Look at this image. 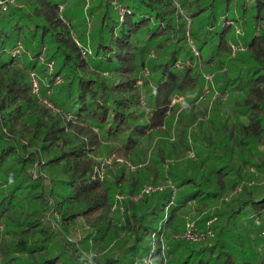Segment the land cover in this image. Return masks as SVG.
<instances>
[{
	"label": "trees",
	"instance_id": "16d2710c",
	"mask_svg": "<svg viewBox=\"0 0 264 264\" xmlns=\"http://www.w3.org/2000/svg\"><path fill=\"white\" fill-rule=\"evenodd\" d=\"M85 6L0 12V264H264V0H92L91 28ZM205 73L214 107L198 98ZM169 180L166 215L169 189L113 209ZM187 215L201 240L183 238Z\"/></svg>",
	"mask_w": 264,
	"mask_h": 264
},
{
	"label": "rangeland",
	"instance_id": "374dc122",
	"mask_svg": "<svg viewBox=\"0 0 264 264\" xmlns=\"http://www.w3.org/2000/svg\"><path fill=\"white\" fill-rule=\"evenodd\" d=\"M59 2L62 1V0H58ZM17 2V0L15 1V3ZM92 2V0H91ZM14 3V4H15ZM89 7H90V4H89ZM88 7V8H89ZM86 6L84 7L83 11L82 12H79L77 9H75L77 12H76V22L80 23L82 22V19H84L83 21H85L88 25L89 28H91L95 23H96V16L94 14H90L88 12V9ZM78 16V17H77ZM192 24H191V20H190V27L188 25V31H187V35H188V39H189V42L190 44L193 46L195 52H197L196 50V46H194L193 44V40H192ZM77 38V40H81L79 39L78 36H75ZM83 43V42H81ZM83 44H81L82 46ZM234 44L231 43V46H232V50H233V54H237L239 52L240 49H243V45L240 43V44H235V47H233ZM83 54L85 55L86 52L88 53H91L92 52V47L90 45V42H87V45H83ZM9 55L6 54L3 56V59H6L8 60L9 59ZM204 83H203V93L201 92L198 96V98L202 99V100H205V99H208L206 101L210 102V104L214 107L215 105V100H217L218 98H220L222 96V94L220 93V90H219V84L215 82L214 78H213V75H211L210 73H205V77H204ZM204 92H205V95H204ZM196 94H198L197 91H193L191 93H188L186 95H180V96H176L174 98V102L177 103V104H180L181 106H186L188 102L190 101H193L194 100V97L196 96ZM227 99V96H225L224 100L226 101ZM143 102H145L143 100ZM197 102V100L195 101ZM146 104V103H144ZM175 137V136H174ZM191 156H194V152L191 153ZM108 162L110 161H107L105 162L104 164L107 165ZM134 166V165H133ZM127 167H128V170L130 171H133L136 169V167L134 166V169H131L129 167V164H127ZM254 169V168H253ZM255 171V174L260 177L261 176V173H259L258 171H256L255 169L253 170ZM103 173V172H102ZM101 173V174H102ZM264 177V175L262 176V178ZM258 181H262L260 178ZM251 184H255V182L252 181ZM148 185H152V184H148ZM147 186V185H145ZM144 186V187H145ZM153 186H157V187H162V189H156L155 191L153 192H162L163 190H166V189H169L170 190V199L169 201L167 202V204L165 205V208H164V213L166 215V210L169 208H171L173 205H174V202L176 201V196H177V192H178V187L177 185L172 182V180H169L167 183L165 184H157V185H153ZM143 187V188H144ZM142 188V189H143ZM142 191V190H141ZM137 196V195H136ZM132 197H134L133 195H121V194H116L115 195V200H114V205H113V209L116 211V212H120V213H123L125 211V204L128 202V200H131V201H137V200H134ZM229 200V199H228ZM192 202V203H191ZM191 204L195 203L194 200H191ZM194 205V204H193ZM186 220L192 218L190 215H187L186 216ZM187 223V222H186ZM187 230V228H186ZM79 235H82L81 231H80V228L77 229V236ZM184 235V233H183ZM159 237V235H158ZM184 238V237H183ZM162 244L163 242L165 243V245L168 246V244L162 240L161 241ZM164 249V246H162V250ZM157 250V248H153L152 246V252H155ZM146 262V261H145ZM148 263V262H146Z\"/></svg>",
	"mask_w": 264,
	"mask_h": 264
},
{
	"label": "built area",
	"instance_id": "2783aa9c",
	"mask_svg": "<svg viewBox=\"0 0 264 264\" xmlns=\"http://www.w3.org/2000/svg\"><path fill=\"white\" fill-rule=\"evenodd\" d=\"M15 1L16 0H0V12L7 11L10 8V6L15 3ZM90 2H91V0H87V6H86L87 8L89 7ZM188 22H189L188 25L190 27V19ZM233 47H235V44L233 45ZM24 52H27V51L25 50L23 43L20 42L19 45L17 46V48L15 49L13 55L16 58H22ZM41 60L44 61V55H41ZM46 66H47V71L49 73H52L54 71V66H55L54 60L47 61ZM30 76H31V83H32L33 91L39 95L40 100L44 104L48 105L49 107L54 108V103L50 98V95L52 94L53 88L47 84V89H46L47 95H45V96L42 95V93H41V82H42L43 78H42L41 74H39L36 70H32ZM129 167L131 169H134V166L131 164H129ZM156 189H162V187L147 185L142 189V191L140 192L139 195L134 196L132 198L134 200H137L146 194L152 193ZM214 219H211L210 221H208V223L210 224L211 222H213ZM186 222H187L186 223L187 230L183 235L184 238H186L188 240L197 241V240H201L202 238H204L206 236V233H203V232L200 233L198 231V227H197L194 220H191V218H190V219L186 220ZM208 231H209V233L211 232V230H208ZM209 233H207V234H209ZM152 236H153V238H156L158 236V234L156 235V233H153ZM162 246H164V249L162 250L163 256L167 257L168 246L165 245L164 242H163ZM153 248H156V243L153 244ZM145 261L148 263H153L150 257L145 258Z\"/></svg>",
	"mask_w": 264,
	"mask_h": 264
}]
</instances>
